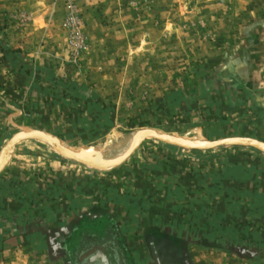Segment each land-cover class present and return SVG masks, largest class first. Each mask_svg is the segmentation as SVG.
Returning <instances> with one entry per match:
<instances>
[{"label": "rangeland", "instance_id": "rangeland-1", "mask_svg": "<svg viewBox=\"0 0 264 264\" xmlns=\"http://www.w3.org/2000/svg\"><path fill=\"white\" fill-rule=\"evenodd\" d=\"M101 1L102 4L99 2L96 6H89L88 17L92 22L91 26L96 29L93 31L96 35L108 36L107 32L100 31L102 29L100 26L106 27L109 24L110 30L120 33L119 37L107 39L104 49L99 48L101 51L97 49L99 55L93 53L94 41L90 38L88 18L84 15L87 0H64L62 23L66 5L73 4L82 23V32L88 46L86 53L76 64L70 61L68 53L66 76H53L56 79L61 78L62 83H67L68 86L78 85L85 88L82 91L79 90L78 94L94 96V91L102 94L108 108L107 112L104 110L99 112L102 116L98 121L100 124H94L95 119L90 118L73 126L75 119L72 120V118L76 116L71 112L79 111V108L82 112L87 108H91L94 112L95 105L92 104L94 106L92 108L90 103H86L90 100L85 99L82 104L78 102V105L74 107L72 91L75 88L63 89L64 86L61 83H52L53 91L56 89L68 95L67 103L63 105L67 110L66 117L58 118V112L50 113L47 120L49 125L43 127L35 125L34 119V122L30 119L19 122L11 118L0 120V151L7 145L13 134L31 128L59 138L72 152L94 158L113 156L112 153L123 147L129 137L138 130H156L186 140L215 141L241 137L264 143V83H244L247 77L255 80L264 79V71L257 72L259 68H264V54H262L264 53V37L259 39V32L257 33L255 28L247 25L254 15L264 16V0H246L245 4L240 0H234V2L212 0L210 4L205 5L209 6L205 9L202 7L203 0ZM221 5L224 6L221 7ZM108 13L114 15V19L110 15L113 19L109 20L110 23H107ZM23 17L27 18L24 20L21 16L17 18L18 24L29 21L28 15ZM140 17H147L148 25L141 27ZM219 17L228 18L219 23L216 20ZM156 18L163 22H155ZM62 27L67 35L63 24ZM97 28L100 29L99 32ZM144 33L145 36H143ZM131 34L132 40L129 42ZM141 35L144 39H134ZM244 35L250 37L247 45H244ZM103 41H105L104 38ZM130 46L133 49L132 54L128 50ZM106 48L112 49L107 51ZM242 67H247L249 71H240ZM248 84L253 85L252 88H249ZM81 150H86L87 153L79 152ZM49 155L52 162L62 163V168L56 166V163L55 166L53 165L52 173L49 174L51 177L57 173L69 183L79 182L82 178L93 181L95 185L101 183L110 186L109 188L120 194L118 204H122L125 199L126 194H123L125 191L138 190L139 186L135 181L136 167L140 169L142 163L149 167L168 163L174 173L191 177L190 180H196V182L210 180L213 173H219L229 163L251 164L250 166L260 173L264 172V155L251 149L223 148L211 152H188L154 140L143 142L125 164L110 172L92 171L67 161L37 141L25 142L17 146L12 151L8 166L17 161V158L25 159L24 156L26 159L23 160L25 161L23 167L32 158L35 159L33 163H36L37 158L49 159ZM8 166L0 175V183ZM191 172L195 174L191 175ZM199 187L203 185H197L195 191L204 195L205 190ZM12 188L16 189V187ZM137 199L140 201L139 196ZM148 211L150 214L155 212V209L149 208ZM188 217L189 213L186 211L178 213L176 220L164 214L163 223L172 225L178 220L185 223ZM91 218L90 215L83 214L72 218L69 225L76 228L83 222L91 221ZM224 218L227 226L238 223L241 225L238 228L242 231L251 229L254 225L264 226L262 222L252 219L244 210L239 217L224 215ZM112 224L114 228L120 227L117 222ZM205 225L201 223L196 225L194 230L182 232L180 229L176 234L169 235L170 243L174 241L176 244L163 243L161 242L163 239H157L163 243L162 246L165 249L163 254L159 253L157 258L159 261L156 258V261L153 260L158 250L153 249L151 242L156 241V235L162 234L155 231L153 233V228L134 236L122 235L121 230L116 229L115 235L118 240L114 239L115 236L114 238L110 236L108 240L104 239V242L97 240V236H86L78 249L86 254L92 247H101L108 252L111 248L121 257L120 260L123 261L121 264H187L190 244L200 245L199 242L204 240L221 250L230 248L229 251H231V247L234 246L236 249L233 251L245 258L254 256L249 249H246L247 247L235 246L236 238L233 240L234 238L229 239L228 234H215V230L220 232V223L213 224L216 226L210 230ZM215 235L220 236L224 241L214 238ZM128 237L140 241L141 248L138 244H136L137 247L129 246ZM63 241V243L57 241L55 247L47 246V251L50 250L52 254L47 253L48 257L43 258L34 257L35 264H50L46 258L52 260V264L65 262L67 264L64 236ZM221 242L223 245H220ZM128 248L132 252L139 253L142 260L131 257L128 262L125 256L129 252ZM74 256L72 260L75 259ZM124 260L127 262L125 263Z\"/></svg>", "mask_w": 264, "mask_h": 264}, {"label": "crops", "instance_id": "crops-1", "mask_svg": "<svg viewBox=\"0 0 264 264\" xmlns=\"http://www.w3.org/2000/svg\"><path fill=\"white\" fill-rule=\"evenodd\" d=\"M63 1L0 0V120L11 118L19 122L30 119L33 122L36 120L35 125L43 127L49 125L47 120L50 113L58 112V118L66 117L67 110L63 105L66 104L67 97L65 93L56 89L53 91L54 87H51L52 83H62L61 78L56 79L53 76L65 75L66 62L69 59L66 35L62 27ZM244 1L246 0H240L245 4ZM99 2L102 4L101 0H87L84 11V15L88 18L90 38L94 41L92 51L95 49L93 53L96 55H99V48L104 49L107 39H116L120 34L110 30L109 24L106 27L100 26L102 29H99L103 33L107 32L108 36L94 33L96 29L91 26L92 22L88 17L89 6H96ZM210 2L212 0H203V9L208 8L209 6L205 5ZM23 15H28L29 21L18 24L17 18ZM110 15L114 17L112 13H108L107 23H110V19H114L110 18ZM226 18L228 17H219L216 20L222 23L227 20ZM148 22L147 17L139 18L141 27L148 25ZM155 22H163V20L156 18ZM247 25L259 32V39L264 37V16L254 15ZM99 30L97 28V32ZM143 36L134 39L142 40ZM243 39L244 45H247L250 37L244 35ZM131 40L132 34L128 41ZM251 40L253 41V38ZM106 49L108 51L112 48ZM128 50L132 54L131 46ZM15 51L17 53H14ZM253 53L255 54L251 52ZM245 70H248L247 67L240 68V71ZM260 71H264V68L257 70ZM244 83H264V79L255 80L247 77ZM248 85L249 88L253 86ZM93 94L96 100L86 103L95 104L94 112L91 108L83 109V112L79 108L82 113L74 110L75 112L71 113L76 117L70 116L72 120L75 119L73 126L90 118L95 119L94 124H100L98 121L102 116L99 112L103 111L104 105L107 112V101L102 94H97L95 91ZM79 103L82 104L83 101ZM77 105L76 102L74 107ZM48 157L49 159L37 158L36 163H33L35 159L32 158L24 167L23 160L26 157L17 158V161L9 165L3 174L0 183V264H35L34 257H48L47 253L51 255V251H47V246L55 247L57 241L63 243V236L66 240L67 264H83L87 260L92 264H104L102 260L107 264H121L123 263L121 257L113 249L110 248L108 252L101 247H92L89 252L83 254L84 252L78 249L80 243L84 237L92 235L97 236V240L102 242L105 241L104 239L108 240L110 236L112 238L115 236L114 239L118 240L115 235L116 229L121 230L122 235L134 236L140 235L149 228H153V233L155 231L162 234L156 235V241L151 242L153 249L158 250V253L152 255L153 260L156 261L159 253L163 254L165 251L163 243L176 244L174 241L170 243L169 235L176 234L180 229L182 232L194 230L196 225L201 223L206 224L209 230L216 226L213 224L220 223V228L218 227L220 232L214 229L215 234L230 235L229 239H237L235 246L247 247L246 249H249L254 256L242 257L233 251L236 249L234 246L229 251L230 248L221 250L215 248L213 244L210 248H205L191 243L187 264H264V226L254 225L255 228L242 231L238 228L241 226L238 223L227 226L224 218V215L239 217L244 210L252 219L264 224V172L242 183L229 184L227 180H221L222 190L214 192L211 178L204 182L191 181V177L174 173L168 163L150 167L142 163L140 169L136 167L135 181L139 186L138 190L125 191L123 193L126 194L125 199L122 204H118L120 194L109 188L110 186L101 183L95 185L93 181L82 178L79 182L69 183L57 173L51 177L49 174L52 173L53 165L55 166L56 163V166L62 168V163L52 162L51 155ZM197 185H203L199 188L205 190L204 195L195 191ZM137 196L140 197V201ZM149 208L155 209V212L150 213L151 215ZM181 211L189 213V217L184 220L185 223L179 220L172 225L163 223L164 214L176 220L177 214ZM83 214L90 215L91 221L83 222L76 228L70 227L69 221ZM113 222H117L120 227L114 228ZM215 237L222 240L220 236L215 235ZM157 239H163L161 241L163 243ZM127 242H130L129 246L137 247L138 244L141 248L140 241L138 242L136 238L128 237ZM220 245H223V242ZM127 250L129 252L125 256L128 262L131 257L142 260L139 253L132 252L129 248ZM95 256L100 257L101 262L94 258ZM46 259L50 264L53 263L49 258Z\"/></svg>", "mask_w": 264, "mask_h": 264}, {"label": "water", "instance_id": "water-1", "mask_svg": "<svg viewBox=\"0 0 264 264\" xmlns=\"http://www.w3.org/2000/svg\"><path fill=\"white\" fill-rule=\"evenodd\" d=\"M176 137L177 136L175 135L162 133L156 130H148L146 136H142L138 138L135 141V143L133 142L130 149L123 157H121L112 164L103 165L90 161L86 156L70 153L67 150H63V148H60L58 146L59 145L58 143L63 144L66 148L68 147L59 138L51 134L33 128L24 129L13 134L9 139L7 145L3 147L0 157V175L1 173H3V171L6 169V167L10 162L12 151L18 145L30 141L46 142L51 146H56L57 150L61 155V158L70 162H74L89 170L97 171V172H110L121 167L132 157V155L139 148V146L147 140H154L160 144L171 146L188 152H211L223 148H244V149L254 150L264 155V143L250 138L231 137V138H224L215 141L191 142ZM79 152L87 153L86 150L85 151L81 150ZM4 154L6 155V157L5 160L2 161V157H4ZM102 261H103L102 263L107 264L105 260Z\"/></svg>", "mask_w": 264, "mask_h": 264}, {"label": "trees", "instance_id": "trees-1", "mask_svg": "<svg viewBox=\"0 0 264 264\" xmlns=\"http://www.w3.org/2000/svg\"><path fill=\"white\" fill-rule=\"evenodd\" d=\"M14 53H17V52L15 51ZM50 77H52V76L50 75ZM61 84L64 86V87H62L63 89L66 88V89L73 90L75 88L74 91H72L74 94L73 98L75 100V103L76 102L78 103L79 101H83L85 99H89L90 101L96 100V98L92 95L91 96H89V95L84 96L82 94H78L79 90L82 91L85 89L81 86H78V85H73V86L69 85L68 86L67 83H61ZM66 97H68V95ZM70 97H72V95H70ZM93 105H95V104H93ZM102 110H104V111L106 110L104 106L102 107ZM194 174L195 173L191 172V175H194ZM213 174L214 175L211 176V180H212L211 183L213 185L212 191L219 192L222 190V181L221 180H227L229 182V184H232L233 182L242 183V182L248 181L253 176L259 175L260 172L256 168H254L253 166H248V165H245L242 163H229L228 165L224 166L219 173H213ZM206 176H210V175L206 174ZM199 244L201 246H204V247L212 246V244H208V242H206L204 240L200 241Z\"/></svg>", "mask_w": 264, "mask_h": 264}, {"label": "built area", "instance_id": "built-area-1", "mask_svg": "<svg viewBox=\"0 0 264 264\" xmlns=\"http://www.w3.org/2000/svg\"><path fill=\"white\" fill-rule=\"evenodd\" d=\"M26 18L21 16L22 20ZM63 26L67 33V51L70 54V61L76 64L86 53L88 45L82 32V23L78 17L76 8L71 3L66 5Z\"/></svg>", "mask_w": 264, "mask_h": 264}, {"label": "bare ground", "instance_id": "bare-ground-1", "mask_svg": "<svg viewBox=\"0 0 264 264\" xmlns=\"http://www.w3.org/2000/svg\"><path fill=\"white\" fill-rule=\"evenodd\" d=\"M148 130H138V131H135L130 137L129 139L125 142V144L123 145V147H120L119 149H117L115 151V153H112L114 154L113 156H109L108 158H94V157H88L86 155H83V156H86L90 161L94 162V163H97V164H103V165H107V164H112L114 163L115 161H117L118 159H120L121 157H123L127 151L130 149L131 145L133 144V142L135 143V141L142 137V136H146ZM186 140V139H185ZM9 141V140H8ZM188 141H196V140H188ZM197 141H203V140H197ZM8 143V142H7ZM42 143L43 145L47 146L50 148V150H52L53 152L57 153L60 157V153L59 151L57 150L56 146H51L49 145L48 143L46 142H40ZM59 147L60 148H63V150H67L69 151L70 153H75V152H72L70 151L69 149H67L66 147H64L61 143H58ZM3 149V148H2ZM1 153H2V150L0 151V157H1ZM75 154H78V155H82L80 153H75ZM98 156V155H97ZM5 157L6 155L4 154V157H2V161L5 160Z\"/></svg>", "mask_w": 264, "mask_h": 264}, {"label": "flooded vegetation", "instance_id": "flooded-vegetation-1", "mask_svg": "<svg viewBox=\"0 0 264 264\" xmlns=\"http://www.w3.org/2000/svg\"><path fill=\"white\" fill-rule=\"evenodd\" d=\"M94 258H96V259H99V261L101 262V258L99 257L98 258V256H95ZM94 260V259H93ZM83 264H92L91 262L89 263V260H87V261H85V263H83Z\"/></svg>", "mask_w": 264, "mask_h": 264}]
</instances>
